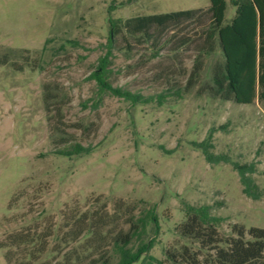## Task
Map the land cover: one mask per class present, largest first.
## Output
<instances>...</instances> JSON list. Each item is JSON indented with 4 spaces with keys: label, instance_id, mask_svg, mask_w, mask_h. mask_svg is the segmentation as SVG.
<instances>
[{
    "label": "rangeland",
    "instance_id": "rangeland-1",
    "mask_svg": "<svg viewBox=\"0 0 264 264\" xmlns=\"http://www.w3.org/2000/svg\"><path fill=\"white\" fill-rule=\"evenodd\" d=\"M210 5L0 0V264H115L118 233L151 208L160 230L149 254L164 258L185 243V202L225 217L222 234L233 224L264 228V102L213 95L224 57L217 37L208 40ZM187 9L200 10L145 35L111 31L110 19ZM106 56L114 87L152 100L100 90L92 73ZM212 128L215 153L256 165L260 199L243 193L231 163L210 164L194 146ZM78 146L90 151L60 153Z\"/></svg>",
    "mask_w": 264,
    "mask_h": 264
},
{
    "label": "trees",
    "instance_id": "trees-1",
    "mask_svg": "<svg viewBox=\"0 0 264 264\" xmlns=\"http://www.w3.org/2000/svg\"><path fill=\"white\" fill-rule=\"evenodd\" d=\"M235 7L233 18L227 22V0H211L208 9L210 26L208 40L217 37L223 53V61L217 63L213 73L212 93L223 100H234L241 104H252L256 100L264 102V0H230ZM200 9H187L167 13L138 15L126 20L110 19L111 31L124 29L131 34H147L153 25L166 26L196 17ZM107 56L100 60L92 78L96 79L100 90L114 96L124 97L134 103H147L144 98L120 87H114L106 77ZM220 128H224L221 126ZM212 128L206 139L194 142L210 164L231 163L238 172L243 193L260 199L261 192L252 175L256 172L253 163L241 164L232 161L224 153H215ZM89 148L78 146L73 152H60L64 155L89 152ZM184 221L177 227L178 234L185 240L179 247L165 249L164 258L150 255L159 234L160 224L154 208L140 218L130 221L127 232L120 231L115 240L119 259L115 264H133L143 254L145 264H264V228L233 224L231 232L222 234L219 227L226 218L212 213L209 204L194 205L184 203ZM154 224V237L142 239L148 226ZM135 240H140L133 248ZM88 264H112L106 257L91 259Z\"/></svg>",
    "mask_w": 264,
    "mask_h": 264
}]
</instances>
